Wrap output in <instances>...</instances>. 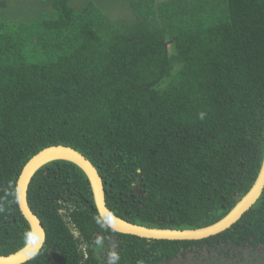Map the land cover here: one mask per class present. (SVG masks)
<instances>
[{
    "label": "trees",
    "instance_id": "obj_1",
    "mask_svg": "<svg viewBox=\"0 0 264 264\" xmlns=\"http://www.w3.org/2000/svg\"><path fill=\"white\" fill-rule=\"evenodd\" d=\"M130 8L132 20H114L93 1L0 0V255L25 246L31 226L11 192L51 145L85 154L111 210L148 226L213 224L255 183L264 0H131ZM29 201L47 240L23 264H109L103 246L113 238L116 264H166L201 249L231 258L264 246V191L232 227L200 240L102 228L89 178L66 160L36 173Z\"/></svg>",
    "mask_w": 264,
    "mask_h": 264
},
{
    "label": "water",
    "instance_id": "obj_2",
    "mask_svg": "<svg viewBox=\"0 0 264 264\" xmlns=\"http://www.w3.org/2000/svg\"><path fill=\"white\" fill-rule=\"evenodd\" d=\"M57 160H66L77 164L89 178L92 186L94 200L99 215L102 217L111 212L114 221L111 228L117 232L131 234L145 238L168 239V240H200L217 235L232 227L242 216L251 209L260 199L264 191V160L258 177L252 188L244 195L223 218L213 224L199 228H161L138 224L115 214L107 203V194L103 176L95 164L78 149L65 145L56 144L48 146L36 153L24 166L18 179L17 190L19 191L18 203L22 213L28 220L31 231L42 234L43 243L38 250L23 248L9 254L0 255V264H23L36 257L47 240V231L41 218L33 211L29 201V188L36 173L48 163ZM32 251L36 254L31 255Z\"/></svg>",
    "mask_w": 264,
    "mask_h": 264
},
{
    "label": "rangeland",
    "instance_id": "obj_3",
    "mask_svg": "<svg viewBox=\"0 0 264 264\" xmlns=\"http://www.w3.org/2000/svg\"><path fill=\"white\" fill-rule=\"evenodd\" d=\"M93 1L96 5L101 7L105 13L115 20L116 17H126L124 19H133L131 15V0H73L74 4L81 8ZM162 1V0H160ZM31 17V14L29 13ZM117 246V240L113 238L106 242L103 246V251L113 252ZM166 264H264V246L258 249H244L242 251H235L232 257L221 255L217 251H208L201 249L197 251H188L186 256H178L176 259Z\"/></svg>",
    "mask_w": 264,
    "mask_h": 264
},
{
    "label": "clouds",
    "instance_id": "obj_4",
    "mask_svg": "<svg viewBox=\"0 0 264 264\" xmlns=\"http://www.w3.org/2000/svg\"><path fill=\"white\" fill-rule=\"evenodd\" d=\"M206 113L201 112L199 113V118L201 120H203L205 118ZM11 195L14 198H18L19 197V191L17 189H13V191L11 192ZM0 211H3V208L0 207ZM114 221V217L112 215L111 212H108L106 215L104 216H98L96 218V222L102 227H108L110 228L112 226V223ZM44 237L42 234H37L35 232L32 231H28L25 233V246L29 247L30 249H35L38 250L40 245L43 243ZM95 243L100 246L103 244V240L100 238H97V240L95 241ZM36 252L32 251L31 255H35ZM119 257L117 255V253L112 252L109 254V264H116V262L118 261Z\"/></svg>",
    "mask_w": 264,
    "mask_h": 264
}]
</instances>
